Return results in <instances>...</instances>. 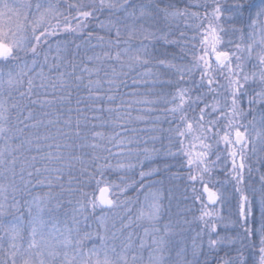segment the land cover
Masks as SVG:
<instances>
[{
	"label": "snow or ice",
	"instance_id": "1",
	"mask_svg": "<svg viewBox=\"0 0 264 264\" xmlns=\"http://www.w3.org/2000/svg\"><path fill=\"white\" fill-rule=\"evenodd\" d=\"M104 14L107 20L100 18ZM92 21L103 30L96 44ZM161 21L178 29L183 21L193 35L188 38L181 29L179 38L170 40ZM68 33L101 52L77 64L82 44H76L67 59ZM188 39L191 67L164 59L157 63L174 70L179 81L196 69L200 80L193 86L206 91L193 98L190 88L177 84L171 98L154 92L157 84L172 81H161L147 67L152 42L163 40L183 52ZM73 87L84 88L89 100L83 108L77 101L75 121L69 108L67 119L45 113L46 121L29 123L32 112L10 103L14 92L30 99L39 88L46 94L52 90L45 103L53 106L70 100ZM130 87L134 90L121 91ZM161 104L168 131L176 137V150L169 148L168 155L183 158L193 203L200 205L194 219L203 226L191 237L183 227L192 223L186 215L191 208H177L174 224L159 226L162 194L144 183L153 171L141 170L135 182L144 193L136 213L126 195L133 185L105 176L134 167L122 157L130 160L142 152L148 159L157 151L147 147L144 136L158 139L154 130L161 116L154 114ZM193 105L198 115L189 117ZM39 127L43 134L32 133ZM249 152L264 167L257 155L264 152V0H212L211 5L190 0L183 9L164 0H64L63 5L60 0H0V264H264V174L258 207L239 187L246 166L252 171L246 165ZM228 159L240 193L234 222L216 210L221 194L212 187L214 172ZM77 164L79 176L74 175ZM65 183L79 196L71 214L46 218L45 213L64 208L51 192L63 191ZM197 184L202 191L197 192ZM44 187L49 189L45 196L33 194ZM240 221L239 234L218 230Z\"/></svg>",
	"mask_w": 264,
	"mask_h": 264
},
{
	"label": "rangeland",
	"instance_id": "2",
	"mask_svg": "<svg viewBox=\"0 0 264 264\" xmlns=\"http://www.w3.org/2000/svg\"><path fill=\"white\" fill-rule=\"evenodd\" d=\"M174 1V0H173ZM35 2V0H33ZM56 0H53V3H55ZM64 0H60V4L63 5ZM69 2H77L79 3L80 0H69ZM86 2V0H85ZM176 2V1H175ZM211 2H209V5H211ZM190 0H177V4H175L176 7L183 9L185 6L189 5ZM61 11H66L65 8L61 7ZM209 13L211 12V8L208 9ZM75 15V12L72 13ZM102 18V17H101ZM107 20V19H106ZM55 23V21H52ZM160 27L162 29H165V31L168 33V36L173 37L176 35L181 29H184V23L183 21L179 22V29L172 25L171 27H168L165 25L163 21H161ZM187 33L188 38H190L193 35L192 29H184ZM67 36V51L65 52V56L67 59L71 60L73 57V54L76 53L75 45L80 44L77 43L74 39L75 35L68 33L65 34ZM74 35V37H73ZM71 37V38H70ZM227 39V38H226ZM79 41V40H78ZM162 40H155L152 42L153 46L149 49L151 53V62H157L160 59H164L166 61H170L172 63L183 65L187 67L192 66V57H190L187 61L182 62L178 59L177 54L170 53V49H162V44H159ZM189 42L192 44V41L189 39ZM93 44H96L94 41H92ZM138 43L136 41L133 42ZM169 45V44H167ZM86 47V48H85ZM199 45L197 44V48ZM221 47L228 48L225 50H231L230 45H221ZM84 50H88L84 53L85 58H83V55L78 52L76 63L79 64L81 61L87 60V55L92 56L96 53L101 52V49L99 47L93 48L90 46H82ZM73 49L71 53L72 55L69 56L68 51ZM91 52V53H90ZM191 56V55H190ZM160 65V64H159ZM149 66V65H148ZM147 66V67H148ZM153 66H155L153 64ZM152 66V67H153ZM151 67V68H152ZM153 72L156 73L158 77H160L161 81H167L168 79H171L172 83H160L157 84L156 88L154 89V92L156 93H163L168 98H171V95L175 93L176 91V85L180 84L183 86V83L186 82L190 85L188 88H190L193 92H197L198 90L206 91L205 89H201L198 87L193 86V82L197 79L199 81L200 74L196 69H193V72L190 75H186L184 81H179L177 79L176 73L174 70L168 69L165 65H161V68H152ZM55 75V74H53ZM165 89L163 90V88ZM199 92V93H200ZM51 92H48L47 94L42 90L41 94L38 96L40 97V101L43 104L46 100L51 99ZM18 93L14 92L12 99L10 100V103L16 102L19 103ZM192 95V92H191ZM193 98L195 95H192ZM46 97V98H45ZM48 98V99H47ZM209 100L211 99V94H209ZM47 110L50 109L49 106ZM164 105L161 104L157 108V112L154 115H160L161 121L157 123L154 134L158 137L154 142L149 138L148 135L144 136L145 140H148L147 147L149 149L155 147L157 149L156 152L152 153L150 158L145 159L144 154L141 152L137 155H133L130 160L126 157L121 158V162L123 163H132L134 165L131 169H124L120 172L113 171V178L109 176L107 180L111 182L120 183L121 177H123V180L131 185L132 187H129L128 192L126 193L127 197L133 202V213H136L139 209L140 205L137 203V199L139 198L140 201L144 200V193L138 192L137 188L134 186L135 182L139 181L140 176L139 173L141 170L145 172L153 171V175L146 179L144 183L153 185L152 190L156 191L159 190L162 194V214H161V221L159 226L163 228L164 224L169 223V220H171L174 224L176 219V210L177 208L180 209L181 212L184 211L185 208H191L192 211L190 213H187V219L192 221L189 225H183L187 231L185 232V235L188 237L194 236L195 232L199 230L200 227L203 225L199 222L198 219H194V217H198L200 212L199 208L200 205L193 203V191H192V185L185 179L187 175V168L184 166L183 158L180 156H171L168 155V149L171 148L173 151L176 150V137L174 133H170L168 131L170 125L164 121L163 119V109ZM195 106L193 105L192 108L189 109L188 115L189 117H193L196 114V110L193 109ZM15 111V110H13ZM53 117L56 115L55 113L52 114ZM250 118V117H249ZM35 119V118H34ZM48 119V118H47ZM45 119L44 121H46ZM61 119H67L65 117ZM33 120L29 121V123H32ZM34 123V122H33ZM63 126V125H62ZM23 127V125H22ZM143 127V125H141ZM149 127H151V124H149ZM67 128H65L66 130ZM39 131L41 134L45 132V129L43 127H39L38 129H32V133H35L36 131ZM54 131V129H53ZM28 132V130H26ZM32 133H29L30 135ZM160 145L159 148H156V146ZM27 154V153H25ZM258 156L261 158H264V152L257 153ZM248 159L246 160V165H250L252 168L251 173H249L248 168L246 166L245 171L243 173L244 175V183L239 185L244 191L246 195H248L250 200H254L256 202V206L258 207V200L259 196L261 194V183L259 180V177L261 174H264V167H261L257 162L256 158L253 156L251 152L247 154ZM115 165L117 163V160L115 158H112ZM259 169V171H257ZM231 170V161L228 160H222L220 167L216 169L213 175V184L212 187L214 190L218 191L221 194V201L219 202L215 208L220 213L221 216L225 218L226 221H237L238 219V204H239V196L240 193H237L235 191L236 182L232 180L231 176L229 175V172ZM68 188V187H67ZM132 188V190H131ZM197 192L202 191L199 187V185H196ZM54 193L51 192L52 197L54 198H60L65 200L67 197L63 195L62 191L58 188L55 189ZM49 192V189L44 187L42 189H37L33 194L37 196H45ZM206 202V197H205ZM55 203V200L53 201ZM64 208L60 210L59 213H56L55 211L51 214L45 213L46 218L49 215H56L59 218L63 219L64 213L67 212L69 215L71 214L73 205L68 204L66 201H63ZM169 209L171 211H169ZM243 221H240L239 224H231L228 229H225L223 226L219 227V231L223 234L224 232H227L230 235H236L242 232V229L240 228V224H242ZM137 231H141L140 229H137ZM207 237H205L206 241ZM190 243V240H189ZM174 255V254H173ZM148 253L147 251L144 252L145 261L147 260Z\"/></svg>",
	"mask_w": 264,
	"mask_h": 264
},
{
	"label": "trees",
	"instance_id": "3",
	"mask_svg": "<svg viewBox=\"0 0 264 264\" xmlns=\"http://www.w3.org/2000/svg\"><path fill=\"white\" fill-rule=\"evenodd\" d=\"M210 1H212V0H207V3L209 4ZM164 2L177 4V0H174V1L173 0H164ZM161 6H163V3H162ZM100 18L106 20L107 19V14L101 15ZM89 29H95L94 35H93V37L91 39H92V41H94L96 43L97 42L96 41V35L103 34V30H101L100 28H98L96 26L95 21H92V23L89 25ZM89 29H85V32H87ZM187 34H189V33H187ZM73 37H74V35H73ZM187 37H189V36H187ZM178 38H179V32L176 35H174L173 37L169 36V39L170 40H176ZM73 40H75V41L77 40L76 42L77 43L79 42L80 44H82V46H88V45H84L82 43L81 39L78 36H75ZM159 44H162V47H161L162 49H164V50L170 49V51H168L170 53H174L175 52L177 54L178 59L180 61H182V62L187 61L191 57L188 53H190L191 51H193L192 44L189 42V39H188L187 44L185 45V48H184V51L183 52L181 51V48L178 47L175 44H169V45H167L163 40ZM225 49H228V48H225ZM72 50L73 49H71L70 51H68L69 56L73 54V53L70 54V52ZM87 51L88 50H84V48L81 47L80 50H79V53L82 54L83 55V58L86 59L84 53L87 52ZM153 64L155 66H153ZM148 67H150V68L152 67L154 69L155 68L159 69V68H161V65H159L157 62H151ZM140 70H143V69H138V71H140ZM128 82H129V85H131V77H129ZM195 82H197V84L199 83V81L197 79L195 80ZM183 86L188 87L190 85L186 82L185 84L183 83ZM155 89H157V88H155ZM164 89H165V87L163 88V90ZM42 90L43 89L36 88L34 90V93H33V95L31 96L30 99L29 98H23L22 99V98H19L20 96L18 95V98H19V103L18 104L21 106L22 109H27V110H30L32 112L33 118H35V119H33V122L34 123H37L40 120L47 119L48 117L45 116V113H50V114H54L55 113L56 115L59 114L60 116H62V118L63 117L68 118V115H69L68 110H69V108H71L73 110L72 113H71V118H72L73 121H75V119H76L75 109L77 107V101L78 100L82 101V103L80 104V107L81 108H83L85 104L89 103L88 93L82 87L79 88V89L73 87L72 88V91H71V98H70V100H64V101L57 100L56 101V104L53 105V106H49L48 104H43V103L39 102L40 101V99H39L40 97H38V96L41 94V91ZM133 90L134 89L130 87L128 89H123L122 88L121 91L123 92V91H133ZM138 91H141L142 92V91H144V89L143 88H140V89H138ZM200 91L201 90H198L197 92H193L191 90L192 95H195V96L197 94H199ZM48 92H52V90L49 89ZM57 95L58 96L59 95H66V93L57 92ZM31 101H36V103H32ZM42 105H43V107H42ZM46 106H49L50 109L47 110L48 107H46ZM26 114H27V112H25V115ZM196 114L198 115V110H196ZM16 115H17V113L15 111H13V120H15V116ZM20 127H22V125H20ZM66 131H68V129H66ZM105 131H108V130H105ZM159 147H160V145L156 146V148H159ZM110 160H111V163L114 164V161L112 160V158H110ZM79 167H80L79 164H77L76 165V170L74 172V175H76V176H79ZM112 174H113V171L106 172V174H105L106 179L109 176H111L113 178V175ZM66 180H67V177H66ZM72 186L73 187L76 186V181L75 180H73V185ZM67 187L69 188V185L67 183H65V189L62 191V193L67 198L65 200H63V201L68 202L69 200H71L72 203H75L79 199V196L76 193L69 191ZM94 187H95V182L93 181L91 183V186L88 187L86 190L89 191V192H91L94 189ZM131 190H132V188H131ZM54 191H56V190L55 189L52 190V193H54Z\"/></svg>",
	"mask_w": 264,
	"mask_h": 264
}]
</instances>
